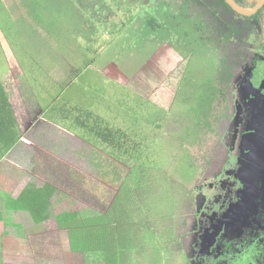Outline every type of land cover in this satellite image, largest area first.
<instances>
[{
  "label": "rangeland",
  "instance_id": "1",
  "mask_svg": "<svg viewBox=\"0 0 264 264\" xmlns=\"http://www.w3.org/2000/svg\"><path fill=\"white\" fill-rule=\"evenodd\" d=\"M158 3L0 0V81L24 134L0 162V264H108L102 251L74 252L71 227L109 225V264H203L209 251L245 250L264 234L239 220L222 231H230V246L219 236L208 250L211 218L225 219L238 199L222 191L214 203L210 187L217 176L231 180L238 153L227 159L213 135L227 104L210 94L219 89L215 52L204 49L207 28L202 43L194 33L172 37L175 26L194 23L185 15L167 19L166 7L179 15L178 5ZM90 114L127 132L131 146H144L141 164L152 171L144 181L135 179L140 163L77 128ZM46 184L59 190L53 219L35 225L28 213L6 210V195ZM70 212L83 216L60 225Z\"/></svg>",
  "mask_w": 264,
  "mask_h": 264
},
{
  "label": "flooded vegetation",
  "instance_id": "2",
  "mask_svg": "<svg viewBox=\"0 0 264 264\" xmlns=\"http://www.w3.org/2000/svg\"><path fill=\"white\" fill-rule=\"evenodd\" d=\"M158 1L161 5L160 2L165 0ZM232 1L247 13L238 12L229 0H174L172 3L166 0V5H178L179 15H175V11L169 13L175 10L174 6L170 10L167 6L165 12L168 13L164 12L167 19L185 15V20L194 23V29L185 22L175 26L172 37L176 39L184 35L193 36L194 33L193 37L197 36L202 43L204 33L201 27L205 25L207 28L205 33L210 37L205 41L208 47L204 45V49L215 52L218 67L213 84L219 90L210 94H215L213 100H226L227 104L226 114L213 127V135L218 139L217 146L227 152V159L238 153L237 164L240 167L227 171V177L234 181L217 176L210 187L217 192L214 203L221 202L222 191L227 193V197L237 195L238 199H231L229 215L225 219L216 222V218H211L213 231L206 232L211 245L208 250L216 244L219 236H222L224 248L230 246L233 239L230 231H222L225 227L232 230L239 220L245 219V227L253 231L255 227H264V0ZM178 49L185 48L178 45ZM200 49L203 50L202 46ZM214 215L218 214L215 212ZM226 222L227 225L220 226ZM212 233L215 235L213 239L209 236ZM247 233L241 230L240 238ZM252 234L254 236L255 233ZM263 235L259 232L258 237L251 238L245 250L244 247L238 250L236 245L232 254L222 253L221 246L215 249V254L209 251L206 254L210 261L203 264H264Z\"/></svg>",
  "mask_w": 264,
  "mask_h": 264
},
{
  "label": "trees",
  "instance_id": "3",
  "mask_svg": "<svg viewBox=\"0 0 264 264\" xmlns=\"http://www.w3.org/2000/svg\"><path fill=\"white\" fill-rule=\"evenodd\" d=\"M39 6L43 9H50L46 3H40ZM86 16L82 14L79 20L82 19L84 22ZM92 118V114H90L83 122L77 120V128L84 130L86 134H92L96 139L108 144L113 152L119 153V158H121L122 154L140 163L138 166L140 170L137 171L139 173L138 176H135V179L144 181L147 172L150 174L152 172L141 164L148 157L147 150L143 149L144 146H131L127 132L122 133L121 131L113 130L108 126H103V123L98 119L92 120ZM73 128H76L75 123ZM23 135L10 96L5 85L0 81V162L19 144ZM58 191V188L52 184H46L40 188L29 185L18 196L6 195L5 207L8 211L28 213L35 225H41L53 219V198ZM81 215L83 216L79 212L66 213L58 218V222L60 225L73 224L80 219ZM2 221L3 215L0 213V223ZM109 228V225L71 227L69 229V238L72 250L76 253L83 252L84 254L102 251L103 255H107L106 258H108L109 264V260L112 257L107 251L110 250L113 240L111 235L113 232ZM120 232L124 233L123 231Z\"/></svg>",
  "mask_w": 264,
  "mask_h": 264
},
{
  "label": "water",
  "instance_id": "4",
  "mask_svg": "<svg viewBox=\"0 0 264 264\" xmlns=\"http://www.w3.org/2000/svg\"><path fill=\"white\" fill-rule=\"evenodd\" d=\"M230 4L240 13L246 14V11H243L234 1L229 0Z\"/></svg>",
  "mask_w": 264,
  "mask_h": 264
},
{
  "label": "crops",
  "instance_id": "5",
  "mask_svg": "<svg viewBox=\"0 0 264 264\" xmlns=\"http://www.w3.org/2000/svg\"><path fill=\"white\" fill-rule=\"evenodd\" d=\"M134 13H135V12H134ZM129 19H131L130 15H129V18H127V20H129ZM118 40H119V39H118ZM88 65H91V64H88ZM47 122H48V120H47ZM50 123H51V122H50ZM51 124H52V123H51ZM52 125H53V124H52ZM19 143H20V142H19ZM12 151H13V150H12ZM12 151H11V152H12ZM11 152H10V153H11Z\"/></svg>",
  "mask_w": 264,
  "mask_h": 264
}]
</instances>
